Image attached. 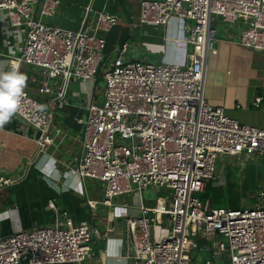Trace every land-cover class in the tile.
I'll use <instances>...</instances> for the list:
<instances>
[{"label":"built area","instance_id":"obj_1","mask_svg":"<svg viewBox=\"0 0 264 264\" xmlns=\"http://www.w3.org/2000/svg\"><path fill=\"white\" fill-rule=\"evenodd\" d=\"M59 4L0 0L11 24L26 26L23 50L9 58V70L15 65L20 71L22 63L40 68L45 79L38 90L61 104L70 77L95 79L104 64L103 98L85 104L76 170L103 181L108 206L116 195L134 189L161 191L154 205L142 204L140 214L126 218L124 252L130 264H216L215 256L223 253L229 264H264V183L262 202L253 207L211 205L198 195L215 177L220 155L264 152V126L240 121L204 95L206 56L218 52L214 16L232 24L230 41L264 51V0H141V24L164 25L172 16L185 20V36L175 38L191 45L183 64L126 59V42L105 63L104 32L117 15L93 10L89 3L81 26L72 29L43 19ZM60 79L63 84L56 88ZM24 92L17 115L39 130L40 152L54 139L52 114ZM22 176L0 179V187ZM94 201L88 199L92 206ZM49 204L54 206L52 200ZM62 216V221L0 237V264H83L103 231L87 220L75 221L67 210ZM165 221L167 233L158 238L164 231L155 234L154 227ZM201 237L211 240L213 251L198 262L191 249Z\"/></svg>","mask_w":264,"mask_h":264},{"label":"crops","instance_id":"obj_2","mask_svg":"<svg viewBox=\"0 0 264 264\" xmlns=\"http://www.w3.org/2000/svg\"><path fill=\"white\" fill-rule=\"evenodd\" d=\"M140 2L60 0L56 12L44 15L43 19L52 24L77 29L82 24L86 6L91 3L93 10L105 9L118 18L104 32L105 63L117 55L125 42L126 59L155 58V61L185 63L189 43L175 41V38L185 36V20L172 16L164 25L141 24ZM219 21L220 17L214 16L215 25ZM228 35L227 30L218 35V52L207 53L204 95L213 104L223 105L229 115L240 121L264 126V51L230 41ZM25 36L26 26L12 25L7 11L0 10V61L8 62L5 71L9 70V58L23 50ZM103 71L104 64L95 79L70 77L60 104V99L50 101L51 94L38 90V85L45 79L42 70L22 63L20 72L28 76L25 89L52 114L54 139L47 149L38 152L36 138L39 130L17 114L11 122L0 128V179L23 175L21 179L0 187V237L18 230L62 221V212L67 210L75 221L87 220L96 225V222H103L108 228L103 231L105 234L102 237L94 239V253L86 259L90 262L83 264H130L124 252L126 218L140 214L142 204L154 205L155 199L149 198L146 202L141 192L134 189L116 195L113 205L108 206L103 203V181L82 177L76 170L83 153L81 136L83 119L87 115L85 104L89 100L100 101L103 98L104 86H100L101 80H105ZM61 80L56 88L63 84ZM256 96H261L260 102H256ZM56 128L59 130L56 131ZM238 157L248 159L247 162L254 161L255 165L256 161H263L264 152ZM247 178H250L249 175ZM134 192L140 193V199L133 196ZM89 198L95 200L94 206L88 203ZM51 200L54 206L49 204ZM167 229L168 226L163 230Z\"/></svg>","mask_w":264,"mask_h":264},{"label":"rangeland","instance_id":"obj_3","mask_svg":"<svg viewBox=\"0 0 264 264\" xmlns=\"http://www.w3.org/2000/svg\"><path fill=\"white\" fill-rule=\"evenodd\" d=\"M215 16L218 17L219 15ZM220 22L221 21H219V23ZM219 23L215 25L213 22V24L217 27L218 35L224 33V30L228 31L230 29V25H232L230 24L227 26L225 22H222L221 24ZM190 48L191 45L189 44V49ZM152 59L155 61V58ZM100 84L101 88L103 86L105 87V80H101ZM238 156L241 155L229 156L226 154L218 157L215 178L210 179L207 182L208 184L206 188L198 192V195L208 201L209 204L253 207L262 202L259 198V194L262 189V184L264 183V158L263 161H256V164L254 165V161L247 162L248 159ZM247 163H251V165H247ZM248 175L250 178H247ZM140 192L145 200H148L149 198H154L155 201L157 200L158 193H153L150 188L143 189ZM132 194L135 198L140 199L139 192H134ZM96 223L102 231H106L108 229L103 222ZM166 226H168L166 221L162 224L155 225V234L165 229ZM166 233L167 231H165L162 235L159 234L158 238L162 237ZM104 234L105 232H103V235ZM218 236L221 239L228 241V238L225 235L218 234ZM212 251L213 248L211 247V240L201 237L198 244L191 249V254L196 256L198 262H202ZM215 257L216 264H229L226 259V253L217 254ZM88 262L90 261L86 260L83 263Z\"/></svg>","mask_w":264,"mask_h":264},{"label":"clouds","instance_id":"obj_4","mask_svg":"<svg viewBox=\"0 0 264 264\" xmlns=\"http://www.w3.org/2000/svg\"><path fill=\"white\" fill-rule=\"evenodd\" d=\"M7 61H0V128L11 122V119L20 109L28 76L13 65L5 71Z\"/></svg>","mask_w":264,"mask_h":264},{"label":"water","instance_id":"obj_5","mask_svg":"<svg viewBox=\"0 0 264 264\" xmlns=\"http://www.w3.org/2000/svg\"><path fill=\"white\" fill-rule=\"evenodd\" d=\"M72 262H67V263H56V264H71Z\"/></svg>","mask_w":264,"mask_h":264},{"label":"trees","instance_id":"obj_6","mask_svg":"<svg viewBox=\"0 0 264 264\" xmlns=\"http://www.w3.org/2000/svg\"><path fill=\"white\" fill-rule=\"evenodd\" d=\"M204 199V198H203Z\"/></svg>","mask_w":264,"mask_h":264}]
</instances>
